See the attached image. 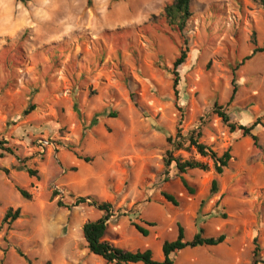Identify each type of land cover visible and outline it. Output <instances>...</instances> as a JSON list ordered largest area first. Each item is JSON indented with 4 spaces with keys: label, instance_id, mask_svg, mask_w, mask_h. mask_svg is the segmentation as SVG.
I'll return each mask as SVG.
<instances>
[{
    "label": "rangeland",
    "instance_id": "obj_1",
    "mask_svg": "<svg viewBox=\"0 0 264 264\" xmlns=\"http://www.w3.org/2000/svg\"><path fill=\"white\" fill-rule=\"evenodd\" d=\"M171 1L91 0L90 6V0H0V140L18 148L16 156H0V226L9 209L22 211L0 233V264H27L17 250L34 264H106L89 253L83 235L86 223L102 217L77 205L87 197L118 212L105 241L132 252L150 249L158 262L164 260L163 244L177 239L179 224L189 240L198 227L208 237L228 239L219 247L175 254L174 264H252L256 239L264 260V53L237 71L238 93L227 106L234 69L256 48L254 34L257 47L264 46V7L254 0H193L189 54L176 97L173 70L183 39L164 19H155ZM216 103L227 106L237 124L262 119L254 131L258 147L242 133H230L214 114ZM179 108L186 132L202 127V142L219 154L231 149L234 157L223 176L187 174L194 196L174 169L168 182L164 176L167 138L179 127ZM3 169L12 170L10 176ZM214 179L220 193L210 196ZM17 187L33 200L23 199ZM162 192L176 196L180 207L167 203Z\"/></svg>",
    "mask_w": 264,
    "mask_h": 264
},
{
    "label": "trees",
    "instance_id": "obj_2",
    "mask_svg": "<svg viewBox=\"0 0 264 264\" xmlns=\"http://www.w3.org/2000/svg\"><path fill=\"white\" fill-rule=\"evenodd\" d=\"M256 2H260L264 7V0H254ZM23 4H26L28 0H18ZM92 2L90 0L89 5L91 6ZM193 0H172L170 3L166 5L164 8V12L160 17H155V19H164L167 23V26L172 29V31L180 34L183 39V47L181 48L180 56L174 62V92L175 96L179 97V86L181 83V74L179 72L180 68L184 66L188 59L189 49H188V40L186 37L187 27L194 17V13L192 10ZM254 45L256 46L253 54L248 56L243 60L241 64H239L234 69V89L231 99L227 106H230L238 93V86L236 85L237 71L243 66L247 61L251 60L254 56L259 53H264V46L262 48L257 47V35L254 34ZM220 106L218 103L215 104L214 114H216L220 119H222L223 123L227 126L230 133H242L244 138H250L255 147H258V137L254 134L255 129L263 125L262 119H259L251 126L240 125L233 122L232 117L227 113L226 107ZM35 108L32 107L30 110L25 111V115H30ZM78 111V110H77ZM181 113V120L179 127L177 128L174 135H171L167 138L168 150L164 159L165 163V181H169L171 179V171L174 169L176 171V177L180 179L184 189L191 195L194 196L196 194V189L192 187L185 176L193 171H200L204 173L214 172L217 176H223L225 171L229 169L234 157L232 155V150L228 149L222 154H219L217 151L213 149V147L202 142L203 139V129L202 127L192 129L189 131H185L182 128V122L185 118V113L182 108H179ZM100 116H96L93 120L92 125H96L98 123ZM111 118H117L118 114L112 113L109 114ZM18 151L17 147L10 146L9 142L5 139L0 140V156H16ZM185 153L188 155V158H185L183 155H177ZM80 160H84L86 163H91L93 160L90 158H83L81 156L78 157ZM200 159L208 160L212 163L210 166L207 163L202 162ZM14 171H26L27 174L34 178L38 177L39 173L36 170L28 168L27 166H14L12 168ZM10 169H3L2 171L6 176H10ZM23 199L27 201L33 200V195L20 187L16 188ZM220 193V183L217 179H214L210 189V196H215ZM59 192H55L53 197H58ZM162 196L165 201L172 206L178 208L180 207L179 199L167 192H162ZM206 201L203 200L200 204L199 214L202 213L205 208ZM78 206L86 205L88 207L94 208L100 213H102V217L94 222H88L83 227V235L87 244V248L89 253L101 258L106 264H174L175 261L172 258L173 255L178 254L180 252L186 250H195V249H207V248H215L219 247L226 243L228 237L223 234L218 237H208L206 236V232L202 227H198L197 234L193 237V239L189 240L186 235V229L179 224L178 225V237L175 241H166L162 247V253L164 260L163 262H158L154 259V253L152 250L147 249L144 251H136L132 252L118 246H115L107 241H105V237L107 235L109 222L117 215L116 208L113 204L108 202H100L96 198L87 197V198H79L77 200ZM59 207L64 208L63 202H59ZM222 217L224 219L227 218L226 214H223ZM22 218L21 209H9L4 217L2 225L0 226V233L3 231L5 226L11 227L14 223ZM145 224L154 228L157 226L156 223L145 222ZM135 229L144 237L150 236V231L138 224H134ZM7 242V240H6ZM254 252H253V262L252 264H264V260L262 258V248L259 244V241L256 239L254 242ZM8 252V249L4 251V254ZM17 254L23 258L27 264H34L31 259H29L25 253L21 250H17ZM1 264H4L2 261Z\"/></svg>",
    "mask_w": 264,
    "mask_h": 264
},
{
    "label": "built area",
    "instance_id": "obj_3",
    "mask_svg": "<svg viewBox=\"0 0 264 264\" xmlns=\"http://www.w3.org/2000/svg\"><path fill=\"white\" fill-rule=\"evenodd\" d=\"M44 145H48V143L46 142V143H44Z\"/></svg>",
    "mask_w": 264,
    "mask_h": 264
}]
</instances>
